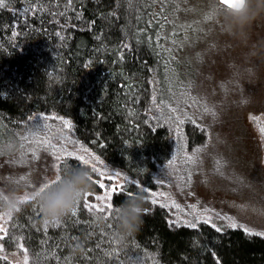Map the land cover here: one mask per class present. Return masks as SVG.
<instances>
[{"label":"trees","instance_id":"1","mask_svg":"<svg viewBox=\"0 0 264 264\" xmlns=\"http://www.w3.org/2000/svg\"><path fill=\"white\" fill-rule=\"evenodd\" d=\"M180 8L181 0H0V162L17 161L10 170L25 165L13 129H23L33 112H55L104 164L150 184L176 147L170 127L148 110L165 67L174 66L167 58L173 32L187 29L176 17ZM202 130L184 126L189 147L202 143ZM36 159L27 158L25 172ZM65 162L76 166L74 157L59 160L58 174ZM125 188L141 192L132 183ZM91 191L101 190L93 184ZM40 205L20 203L1 238L6 248L23 244L30 264H264V237L217 231L206 221L172 226L166 204L147 198L140 227L124 237L116 235L112 210H90L82 198L58 224ZM98 214L107 217L100 226ZM0 264L11 263L0 255Z\"/></svg>","mask_w":264,"mask_h":264},{"label":"rangeland","instance_id":"2","mask_svg":"<svg viewBox=\"0 0 264 264\" xmlns=\"http://www.w3.org/2000/svg\"><path fill=\"white\" fill-rule=\"evenodd\" d=\"M215 3L181 0L176 17L187 29L168 47L167 58L174 66L171 71L165 67L151 96L149 116L170 127L174 152L157 164L150 184L123 170L97 164L109 174L119 172L121 176L111 183L105 180V189L89 192L88 203L103 205L106 201H97L95 196L105 195L118 184L135 183L140 190H148L141 191L145 198L166 204L172 226L206 221L221 230L241 228L264 237V139L258 129L264 123V20L243 34H228ZM209 15L212 18L206 19ZM64 121L71 123L55 112H33L23 121V129H13L23 149L18 161L28 166L27 158L37 157L36 165L27 172L25 165L10 170L7 166L17 162L11 157L0 162V189L12 188L20 195L15 210L25 202V196L30 199L58 175L57 155L62 153L57 149L66 148L92 159L94 153L73 140L72 123L67 127ZM186 124L203 129L202 143L189 147ZM22 170L23 178L16 177L14 172ZM7 214L0 208V227L5 231ZM5 231H0V255L11 264H23L27 253L20 245L6 248L1 241Z\"/></svg>","mask_w":264,"mask_h":264},{"label":"clouds","instance_id":"3","mask_svg":"<svg viewBox=\"0 0 264 264\" xmlns=\"http://www.w3.org/2000/svg\"><path fill=\"white\" fill-rule=\"evenodd\" d=\"M214 8L222 18L224 30L231 35L247 32L254 23L264 20V0H237L235 7H225L216 0ZM59 177V179H57ZM93 188L92 171L87 166H71L55 176L50 183H45L43 190L32 195L42 205L45 214L52 218L65 215L84 193ZM145 195L135 192L116 205L112 210V219L116 225L117 237H124L138 230L142 223ZM20 201L17 190L0 189V207L6 214L15 210ZM104 216L97 215L95 223H104Z\"/></svg>","mask_w":264,"mask_h":264},{"label":"snow or ice","instance_id":"4","mask_svg":"<svg viewBox=\"0 0 264 264\" xmlns=\"http://www.w3.org/2000/svg\"><path fill=\"white\" fill-rule=\"evenodd\" d=\"M219 3L225 7L231 8V7H235L237 5V0H219ZM162 7H163V4H162ZM161 15H163V13H161ZM205 18L211 19L212 16L209 15V16H206ZM165 19H166V17H165ZM173 36H176L175 32H173ZM185 39H187V36L185 37ZM173 42L175 43V40ZM155 101H156V97L153 96V102H155ZM171 111L174 112V111H176V109H171ZM161 114L163 115L162 109H161ZM34 118L35 117H29V119H32V120ZM45 119H47V117H45ZM60 119H63V118L61 117ZM64 123L67 127H71V123L69 121H64ZM180 123H183V121H180ZM177 131H179V129H177ZM260 131H261V133H264V127H261ZM42 143H50V142L42 141ZM52 147H55V146H52ZM82 151L88 152V149L83 148ZM57 152L62 153V155H57L58 161L59 160H66L67 157H74V159L76 161V167L87 166L91 169L92 174H98V176L95 180L93 179V175H92V179H93V184L98 185L99 190H103L106 188V183L104 182L105 180L107 182L111 183L112 181H115L117 178H119L121 176V173H119V172H116L113 175V174H109V171L106 168L102 169L100 167H97V164L103 165L104 161L100 160V158L98 156H95L94 154H92V159L90 160V159L86 158L84 155H77L76 152H69V151H67L66 148L57 149ZM189 159H192V158L189 157ZM93 161H95V162H93ZM169 163H171V161H169ZM68 166H69L68 163L65 162L62 170L66 169ZM58 168H59V165H58ZM100 177H103L104 180H101ZM57 179H59V177H57ZM127 179H128L127 177H124L125 181H127ZM44 185L39 190L42 191ZM133 187H138V185L133 183ZM117 189H119V191H117ZM141 191L148 192L147 189H141ZM132 194H133V192L131 190L126 189L124 184H118V185H115L109 192H106L105 195L95 196V199L97 201H106V203L103 205L89 204L88 200L91 198V194L89 192L84 193L82 196L83 206L85 208L90 209V210H95L96 212L103 213L106 210H113L114 201L118 197L124 196L126 199L127 197L131 196ZM150 195H152L154 197L155 193H151ZM23 199L26 201L29 199V197L25 196ZM31 199L35 200L36 198L34 196H32ZM80 203H81V199L76 202L77 205H79ZM152 203L155 204L156 200L152 199ZM40 208H41V211H44L42 205H40ZM76 214H77L76 210L73 209L72 215L75 216ZM7 215H8V219L11 220L12 219L11 213H8ZM105 218L107 219V217H105ZM59 222L60 221L58 218H54V223L58 224ZM45 223L47 224L48 222L45 221ZM191 226L195 227L196 225L193 224ZM212 227L216 228V225L213 224ZM231 227H235V224H232ZM0 231H5V230L2 227H0ZM217 231H220V229L217 228ZM245 231L247 232L248 230L245 229ZM20 247L24 250L25 253H27V249L24 248L23 244H21ZM4 259H7V257H4ZM28 259H29L28 255L25 254L23 264H28ZM217 264H219V261H217Z\"/></svg>","mask_w":264,"mask_h":264},{"label":"bare ground","instance_id":"5","mask_svg":"<svg viewBox=\"0 0 264 264\" xmlns=\"http://www.w3.org/2000/svg\"><path fill=\"white\" fill-rule=\"evenodd\" d=\"M172 26V25H171ZM166 71V70H165ZM176 81V80H175ZM171 84V83H170ZM185 99V98H184ZM174 101V100H173ZM195 224V223H194ZM217 225V224H216Z\"/></svg>","mask_w":264,"mask_h":264}]
</instances>
